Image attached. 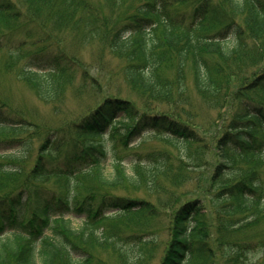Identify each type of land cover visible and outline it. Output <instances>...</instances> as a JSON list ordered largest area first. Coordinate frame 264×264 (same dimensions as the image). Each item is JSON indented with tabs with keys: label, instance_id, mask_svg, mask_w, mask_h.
I'll return each instance as SVG.
<instances>
[{
	"label": "trees",
	"instance_id": "trees-1",
	"mask_svg": "<svg viewBox=\"0 0 264 264\" xmlns=\"http://www.w3.org/2000/svg\"><path fill=\"white\" fill-rule=\"evenodd\" d=\"M42 9H52L48 15L62 24L69 22L68 16H79L81 25L89 21L84 22L86 27L103 34L107 46L110 44L121 53L131 49L125 68L127 80L136 90L167 100L168 104L186 97L190 62L196 91L206 95V99L220 101L223 97L230 99L231 72L247 65L244 57L254 54L261 61L230 100L232 114L224 135L213 148L217 170L209 184L199 191L214 197L212 200L219 206L216 215L220 230L236 232L243 227L257 232L256 226L262 222L264 248V0H146L135 13L126 16L121 26L133 24L134 31L124 28L116 33L101 25L99 11L89 0H0V19L6 23L20 22L16 31L9 34L0 31V49L23 47L27 41L35 40L39 30L28 24L38 20L37 16L45 12ZM18 31L27 38L16 40ZM239 52L238 62L226 65ZM44 71L29 69L26 74L35 83L43 81L38 84L40 94L50 87L54 90L59 81L57 84L53 81L62 74L54 65ZM170 73L174 76H169ZM139 109L128 99L105 100L83 117L80 124H75L77 129H88L89 138L103 139L87 140L82 147L84 151L75 155L76 166L66 171L48 169L56 152L51 145L37 148L39 154L37 157L35 154L34 165H28L31 142L22 137L2 138L9 132L20 133L26 120L21 123L8 114H0V264H99L93 255L84 252H90L87 240L77 241L78 234L69 227L71 223L65 216H85L86 223L91 224L109 216L118 219L136 211L141 203L103 192L104 189L146 185L145 190L150 193L162 181L173 177L167 153L146 162L140 158L130 167L113 157V175L107 176L106 160L115 148L113 137L119 135L128 142L142 129H153L148 133L155 135L156 129L167 125L175 129V134L166 135L183 145V150L189 148V138H175L184 137L186 123L171 115V111ZM51 175L66 176L73 187L63 197L47 195L41 201L42 194L31 185ZM233 175L237 176L235 180ZM94 176L96 183L85 179ZM226 179L233 183L228 184ZM84 185L89 188L84 195L74 190ZM40 192L46 194L43 188ZM202 193L195 194V201L174 210L171 228L174 233L160 264H213L207 249V232L201 226L208 218ZM252 204L256 206L253 211L249 208ZM151 209L140 210L147 214ZM93 234L88 235L96 238Z\"/></svg>",
	"mask_w": 264,
	"mask_h": 264
},
{
	"label": "rangeland",
	"instance_id": "rangeland-1",
	"mask_svg": "<svg viewBox=\"0 0 264 264\" xmlns=\"http://www.w3.org/2000/svg\"><path fill=\"white\" fill-rule=\"evenodd\" d=\"M145 1L89 0L99 11L101 25L114 33L124 28L130 32L134 31L133 24L128 27L121 26L125 23L126 16L135 13L137 7ZM42 10L45 12L37 16L38 20L31 24L27 23L29 27H37L40 38L33 33L36 39L27 41L23 47L0 49V114H8L12 120L17 118L21 123L26 120L20 133L9 132L2 138L28 139L32 144L30 160H27L30 166L34 165L32 162L35 154L36 157L39 154V151L36 153L37 148L51 145V149L56 152L48 164V169L57 171L60 168L66 171L67 168L76 166L75 155L84 151L82 147L87 145V140L103 139L89 138L86 135L88 129L79 130L75 126L103 101L128 99L140 108L139 110L160 108L171 111V115L186 123L187 128L183 129H186L184 137L175 138L190 139L187 151L183 150V145L167 136L175 134V129H169L167 125L156 129L155 135L148 133L153 129H142L134 136V140L128 142L115 135L112 141L115 148L111 150L110 157L106 160L105 174L109 177L113 175L111 166L113 157H117L130 167L132 162L140 158L146 162L152 157L161 158L167 153L171 160L172 179L171 177L165 179L150 193L145 190L146 185L139 188L128 186L122 188L123 190L114 191L104 189L103 192L126 199L131 198L141 203L136 211L118 219L115 216L104 219L101 217L98 223L91 224L86 223L85 216H65V220L71 223L69 227L78 234L77 241L87 240L90 252L83 251L93 255L99 264H160L174 233L171 229L174 210L189 201H195L197 199L195 194L202 193L199 190L212 180L214 170H217L213 148L224 135L226 123L232 114L230 100L234 98V92L241 83L247 82L252 71L261 65V61L254 54H251L250 58L244 57L247 65L242 68L239 66L231 72L233 83L229 91L230 99L223 97L220 101L206 99L204 97L206 95L196 91L190 62L186 71V97L168 104L167 100L154 98L152 95L150 97L136 90L127 80L125 68L128 66L131 49L123 50L121 53L114 50L110 44L107 46L103 34L86 27L84 22L89 21H83L81 25L82 18L79 19V16H68L69 22L62 24L59 19L48 15V10L52 9ZM19 23L12 21L6 23L0 19V31L9 34L18 30ZM17 35L16 40L22 41L24 39L22 37L27 38L22 31H18ZM240 52L243 53L242 50ZM240 52L233 62L226 65L234 66L238 62ZM53 65L62 71L60 78L53 81L56 84L59 81L58 85L54 90L50 87V90L40 94L38 84H42L43 81L35 83L29 80L26 74L29 69L45 72L44 68L51 69ZM169 76L173 77L174 73H170ZM108 140L109 138L105 139ZM112 145L108 147L112 149ZM128 176L131 174L128 173ZM235 178L237 176L233 175L234 180ZM85 179L89 183L97 181L95 176ZM71 182L66 176L51 175L37 179L31 188L38 190V193L42 194L40 200L44 201L47 195L63 197L70 187H73ZM226 182L233 183L227 179ZM40 188H43L46 194L40 192ZM86 189L89 190L86 185L74 188L83 195ZM158 190L162 192H157ZM213 198L206 193L201 195L203 208L208 215L207 223L201 226L207 232V249L212 255L211 262L264 264L262 222L256 226L257 232L253 230L254 228L243 227L236 232L220 230L216 215L219 206L215 205ZM142 207L152 208L151 212L147 214L141 212ZM249 208L253 211L256 206L252 204ZM91 232L96 238L88 235Z\"/></svg>",
	"mask_w": 264,
	"mask_h": 264
}]
</instances>
